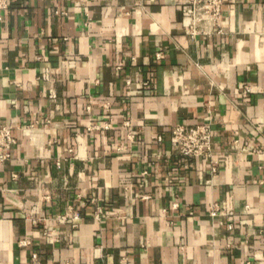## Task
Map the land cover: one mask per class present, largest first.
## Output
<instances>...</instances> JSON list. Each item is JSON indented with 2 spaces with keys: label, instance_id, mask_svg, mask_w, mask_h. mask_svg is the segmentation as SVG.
<instances>
[{
  "label": "crops",
  "instance_id": "crops-1",
  "mask_svg": "<svg viewBox=\"0 0 264 264\" xmlns=\"http://www.w3.org/2000/svg\"><path fill=\"white\" fill-rule=\"evenodd\" d=\"M180 3L0 15V264H264V0H224L195 40ZM177 124L211 125L215 175L171 149Z\"/></svg>",
  "mask_w": 264,
  "mask_h": 264
},
{
  "label": "built area",
  "instance_id": "built-area-1",
  "mask_svg": "<svg viewBox=\"0 0 264 264\" xmlns=\"http://www.w3.org/2000/svg\"><path fill=\"white\" fill-rule=\"evenodd\" d=\"M18 0H0V15L5 12L9 5ZM224 0H181V26L187 31L190 38H196L211 34L214 29L220 32L223 15ZM163 58V52L158 51L154 55V62L158 63ZM144 87L149 86L146 80ZM107 128L110 124H107ZM213 131L210 124H197L187 126L175 125L170 132L171 149L181 157L200 158L209 165L210 175H215L220 167V162L213 158ZM130 139L133 137L130 135ZM16 141L12 130L7 126H0V165L5 164L11 158L13 146ZM230 212H221L217 205H213L209 211L210 218L228 217ZM96 218H99L96 215ZM60 223H71L76 226L80 220L77 214H66L57 217ZM33 224H38V219H32ZM228 229L232 228L228 224Z\"/></svg>",
  "mask_w": 264,
  "mask_h": 264
}]
</instances>
